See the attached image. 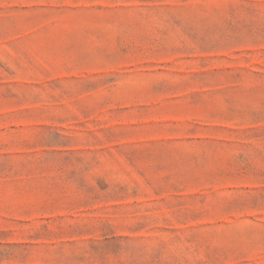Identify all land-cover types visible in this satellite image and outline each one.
Wrapping results in <instances>:
<instances>
[{"label": "rangeland", "instance_id": "374dc122", "mask_svg": "<svg viewBox=\"0 0 264 264\" xmlns=\"http://www.w3.org/2000/svg\"><path fill=\"white\" fill-rule=\"evenodd\" d=\"M0 264H264V0H0Z\"/></svg>", "mask_w": 264, "mask_h": 264}]
</instances>
